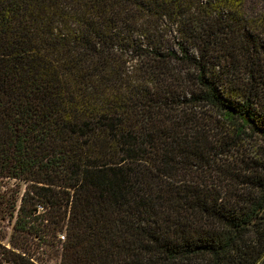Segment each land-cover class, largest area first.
<instances>
[{"label": "trees", "instance_id": "16d2710c", "mask_svg": "<svg viewBox=\"0 0 264 264\" xmlns=\"http://www.w3.org/2000/svg\"><path fill=\"white\" fill-rule=\"evenodd\" d=\"M257 139L264 0H0V176L61 264H264Z\"/></svg>", "mask_w": 264, "mask_h": 264}, {"label": "rangeland", "instance_id": "374dc122", "mask_svg": "<svg viewBox=\"0 0 264 264\" xmlns=\"http://www.w3.org/2000/svg\"><path fill=\"white\" fill-rule=\"evenodd\" d=\"M257 140L260 144L264 143L262 139ZM255 142H257L256 139L246 140V145L243 147L247 161L252 160L251 157L254 152L252 145ZM241 152L239 150L238 154H241ZM27 189L28 185L24 180L0 176V250H4L3 247L12 248L17 251L25 249L23 252L27 254L28 249L33 255L32 259L37 264H61L62 236L48 235V239L45 240L33 236L31 233H28V230L15 229L17 210H19L23 197H26V203L30 206L31 192L28 194ZM39 208L43 210L42 206Z\"/></svg>", "mask_w": 264, "mask_h": 264}]
</instances>
